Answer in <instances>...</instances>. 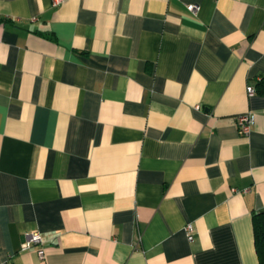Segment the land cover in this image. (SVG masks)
Returning <instances> with one entry per match:
<instances>
[{
	"label": "crops",
	"instance_id": "crops-1",
	"mask_svg": "<svg viewBox=\"0 0 264 264\" xmlns=\"http://www.w3.org/2000/svg\"><path fill=\"white\" fill-rule=\"evenodd\" d=\"M263 75L264 0H0V264H259Z\"/></svg>",
	"mask_w": 264,
	"mask_h": 264
},
{
	"label": "built area",
	"instance_id": "built-area-1",
	"mask_svg": "<svg viewBox=\"0 0 264 264\" xmlns=\"http://www.w3.org/2000/svg\"><path fill=\"white\" fill-rule=\"evenodd\" d=\"M60 1V0H55ZM187 8L191 11H195L198 6L196 4H187ZM247 94L251 95L255 92V87L252 84H248L246 86ZM254 122V115L252 113L246 112V113H240L236 115V123L238 126V130L241 134H248L251 130V126ZM185 233L187 235L188 240L192 241L193 236V226L191 223H188L184 226ZM23 240L20 243L21 249H28L32 246H38L37 254L39 259L44 258V252L43 248L40 247L42 243V238L40 235V232L37 230H31L29 232H25L23 236Z\"/></svg>",
	"mask_w": 264,
	"mask_h": 264
},
{
	"label": "trees",
	"instance_id": "trees-1",
	"mask_svg": "<svg viewBox=\"0 0 264 264\" xmlns=\"http://www.w3.org/2000/svg\"><path fill=\"white\" fill-rule=\"evenodd\" d=\"M256 91L264 94V75L256 83ZM253 241L259 264H264V210L252 213Z\"/></svg>",
	"mask_w": 264,
	"mask_h": 264
}]
</instances>
